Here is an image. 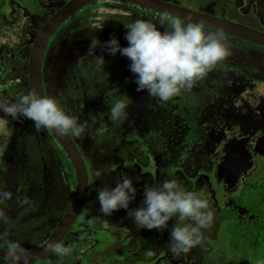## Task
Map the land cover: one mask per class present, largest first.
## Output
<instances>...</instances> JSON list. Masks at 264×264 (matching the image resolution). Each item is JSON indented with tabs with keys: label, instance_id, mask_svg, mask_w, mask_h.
Returning <instances> with one entry per match:
<instances>
[{
	"label": "flooded vegetation",
	"instance_id": "obj_1",
	"mask_svg": "<svg viewBox=\"0 0 264 264\" xmlns=\"http://www.w3.org/2000/svg\"><path fill=\"white\" fill-rule=\"evenodd\" d=\"M71 1L34 0L32 7L13 5L12 1L4 8V5L0 6V12L4 10L11 20V13L16 9L28 15L31 31L30 35L25 33L21 37L18 52L14 48H0V102L11 103L19 95L33 92L30 62L35 44L50 19ZM162 1L264 32V0ZM107 6L108 11L104 12ZM91 9H94L96 18L88 23ZM168 17L131 2L96 0L69 16L54 30L43 65L49 46L61 45L65 70L62 78L58 75L56 81L59 100L58 92L55 96L67 113L79 117L81 123L89 122V133L84 136L92 146L99 143V136L104 141L105 132L108 133L111 95L116 94V81L122 91L126 74L119 68L127 66V57L123 59L120 53L110 55L106 48L98 47L95 55H103L106 61L103 68L95 64L92 56L78 65V59L89 52V47L84 48L83 43L91 42V37H95L103 45L115 37L123 48L128 43L125 39L127 25L143 19L156 24L163 32L165 28L161 27L160 21ZM204 30L217 31L205 26ZM223 34L233 54L191 90L164 102L150 97L147 91H137L138 85L133 84L129 118L121 123L122 138L124 143L127 140L130 144L143 141L144 149L130 156L128 163L125 150L123 157L116 154L113 158L118 169L117 181L126 174L133 179L134 185H158L166 179H178L186 185H194L193 188L207 187L209 198H213L216 204L223 202V208L217 214L223 216L219 217L223 243L217 249L211 243L195 247L189 261L185 262L189 253L175 256L168 247L170 230L166 241V229L156 230L157 237L164 241L157 251L146 229H139L128 215L104 216L97 215V212L83 215L91 193L89 172L71 134L68 136L87 168L88 194L79 215L74 218L66 215L74 205L78 189L77 171L67 150L52 130L37 131L32 121L23 117L20 121L13 120L0 111V192L11 193L10 199L0 203V210L9 218L7 223L0 221V250L3 252L0 264H58V257L49 251L50 244L57 242L73 248L71 255L63 259V264H136L138 259L143 262L156 260V264H228L219 255L222 253L229 259L228 249L245 256L243 264H252L256 260L264 264V184L261 183L264 174L259 182H252L249 178L257 169V162H264V63L261 60L264 59V46ZM236 55H240L241 61ZM119 59L117 74H112L114 67L111 63ZM258 61L263 64L262 68H259ZM50 75L52 73L47 77ZM101 76L106 77L109 84L100 85ZM47 85H51L50 77L47 83L43 80L45 94L49 97ZM80 98L83 99L81 102ZM93 116L95 124L90 120ZM130 124L138 131V135H133L139 140H129L131 134L127 138L123 136V127L125 130ZM144 132L146 136H140ZM243 154H248L252 168L247 174H237L236 186L229 188L225 181L228 168L219 173V167L223 159L229 157V168L232 166L234 172L240 171ZM247 179L250 181L246 182ZM258 183H261L259 193L247 190ZM236 190L240 191L239 195H235ZM143 197L144 194L142 200ZM229 198L231 202L226 207L224 201ZM52 209H60L62 215L55 218H52L54 215H43ZM31 210L37 213L24 215ZM66 217L67 227L59 231ZM89 220L93 223L89 224ZM213 227L214 223L209 230L213 231ZM206 233L210 232L206 230ZM209 239L212 242L221 237ZM9 242L19 243L20 248L12 253ZM148 251L154 254L147 256Z\"/></svg>",
	"mask_w": 264,
	"mask_h": 264
},
{
	"label": "clouds",
	"instance_id": "obj_2",
	"mask_svg": "<svg viewBox=\"0 0 264 264\" xmlns=\"http://www.w3.org/2000/svg\"><path fill=\"white\" fill-rule=\"evenodd\" d=\"M160 23L165 28L163 32L156 24L143 19L127 25L125 39L128 47L122 48L115 37L103 45L91 37L88 54L79 58L77 64L92 56L95 64L103 68L106 63L103 55H95L98 47L106 48L113 56L120 53L131 61L129 70L137 77V91H147L150 97L167 102L194 88L232 55L230 44L220 31L206 32L203 24L182 22L171 17L162 18ZM115 91L119 93V89ZM131 103L126 94L115 95L108 118L114 123H123L129 118ZM0 111L13 120L20 121L23 117L32 121L37 131L54 130L60 135L82 138L90 127L88 121L81 123L77 116L67 113L56 98L40 97L34 92L21 94L11 103L0 102ZM90 120L95 124L94 116ZM136 195L133 179L124 174L115 187L97 189L100 212L111 216L125 209L139 229L148 230H165L169 221L175 219L168 243L175 256L200 245L203 230L211 227L214 221V211L203 193L186 191L178 179H166L158 185L145 184L141 206L130 208ZM10 198L11 193L0 192V203ZM8 219L0 210V221L7 223ZM92 223L89 220V224ZM8 247L15 253L20 245L9 242ZM49 251L58 257V264H63V259L71 255L73 248L57 242L50 244ZM153 254L152 251L146 253L147 256Z\"/></svg>",
	"mask_w": 264,
	"mask_h": 264
},
{
	"label": "rangeland",
	"instance_id": "obj_3",
	"mask_svg": "<svg viewBox=\"0 0 264 264\" xmlns=\"http://www.w3.org/2000/svg\"><path fill=\"white\" fill-rule=\"evenodd\" d=\"M12 1L14 2L13 5L28 6V7H32V5H34V3H35L34 0H0V6L4 5L3 6V8H4L5 4H7V2L11 4ZM105 8L106 9L104 12H107L108 6ZM93 12H94V9L93 10L91 9L90 17L87 19L88 23L91 19L96 18L94 16ZM11 14L13 15L12 20L9 18L10 15L9 14L7 15L4 10L2 12H0V26L2 27V28H0V30H1L0 48L1 49L6 48V47H9L10 49L14 48L16 50V52H18L19 49H21L20 44H19L21 37H23V35L25 33H28V35H30L29 34L31 32L30 28H29L30 21H28V18H27V17H29L28 15L25 16V14L23 12H20L17 9L15 12H12ZM86 35H87V33H86ZM90 36H92L91 33H90ZM83 46H84V48L90 47V42L83 43ZM120 46L122 47V45H120ZM128 46H129L128 43H126L125 47H128ZM61 47H62L61 45L60 46L59 45L56 46L55 44L50 45L49 50H48L47 55H46V58L48 57V62L46 61V58H45V62L43 65V73H45L43 80H45V83H47V80L50 77L51 85H49V86L47 85V88H48L47 91L49 92V94H48L49 97H53V98H56L55 92H58L57 86H56V81L58 80V75L61 79L63 72L65 70V63L62 62V57L60 55ZM97 52H98V50L96 49L95 53H97ZM61 53H62V51H61ZM117 54H119V53H117ZM122 57H123V59L125 58L124 56H122ZM236 57H237L238 61H241L240 55H236ZM120 60L121 59H119L118 61L116 60L114 63L113 62L111 63L112 66L114 67L112 69V74H117V71H118L117 68L120 66ZM261 60L264 63L263 57ZM53 61H54V63H53ZM258 62H259V68H262L263 64L260 61H258ZM50 63H53V64L51 65ZM130 64H131V61L127 58V66L122 67V69H121V67L119 68L120 72H123L124 74H126V77H125L124 82L122 83V91H120L119 84L116 81V85H114L115 89L116 88L119 89V91L121 93H119V94L118 93L114 94V92L112 93L110 106L113 103L115 95L126 94L129 97V99L132 97L133 89L135 88V87H133V84H135L137 77L129 70ZM51 68H53V69L51 70ZM115 68H116V70H115ZM49 73L50 74L52 73V75L47 77V75ZM54 73L57 75V77H55V79H54ZM116 76L117 75H115L114 77H116ZM106 79H107L106 77L101 76L99 79L100 85L103 83H104V85L107 83L109 84V80L106 81ZM59 95H60V93L58 92V100H59ZM85 97H86V95L83 94V98H85ZM82 100L83 99L80 98V102ZM59 102L62 106V102L61 101H59ZM72 115H74V114H72ZM79 120H81V119L79 118ZM121 127H122L121 123H114L111 121L110 125L108 126V133L105 132V140L104 141L101 140L102 137L99 136L100 141L95 146H92V143H90V144L88 143L89 140H88L87 136H83L82 138H77L75 136L73 137L74 141H76V144L79 147V149H80V151H81V153H82V155L86 161V165H87L88 172H89V183L91 186V188H90L91 193H90V197H89L88 208L85 209V213L83 215H90L94 212H97V215H103V213L100 212L101 206H100V203H99L98 198H97V189L105 187V186L115 187V184L117 182L116 174H117L118 169L116 166V162L113 159L114 156L116 154H119L121 157H123V155H124L123 152L125 150L126 157H128L127 158V163H128L130 156H135L137 153H140L141 149H144V146H143L144 142L143 141L134 142L133 144H130L125 139L126 142L124 143V140L122 138V128ZM123 131H124L123 136L125 138H127L130 134L131 135H133V134L138 135V131L134 130L132 124L128 125V127L125 130L123 127ZM87 133H89V132L87 131ZM131 135L129 137V140H137V139L139 140L138 136H135V135L131 136ZM140 136L145 137L146 136L145 132L143 134H140ZM101 141H103V142L101 143ZM121 144H122V146H121ZM123 145H124V147H123ZM121 147H123V148H121ZM124 159L126 160V158H124ZM257 163H258L257 169L255 170V172H252L251 175L249 176V178L251 179L252 182H259L261 180L263 174H264V162L258 161ZM94 165L96 166L95 167L96 173L93 176V166ZM115 179H116V182H115ZM248 181H250V180L247 179L246 182H248ZM180 182L186 191L202 192L204 198L209 201V206L214 211V221H213L214 227L212 228L214 230L210 231L209 228L203 230V239H202V242L200 245H206V244L211 243V245L214 246V249H217L218 246L223 243V235L224 234H223L222 225H221L222 220L219 219V217H223V216L217 215L218 212L221 211V209L223 208V202L216 204L215 201L212 200L213 198L212 199L209 198L208 197L209 190L205 186L204 187L202 186L200 188L195 186L193 188L192 186H194V185H192V184L186 185L185 182H182V181H180ZM94 183H95V186H94ZM261 183L264 184V177H263V180L261 181ZM261 183L260 184L258 183L254 187H249V188H247V190L251 191L252 193H256V192L259 193V189H261ZM214 185H216V184L214 183ZM243 185H244L243 189H245L247 184L245 183ZM134 187H136V189H137V195H136V199L134 201H132V203L129 205V207L130 208H139L142 204V201H143L142 196L144 194V185L136 184V185H134ZM93 188L95 189V194H93ZM239 194H240V191L236 190L235 195H239ZM217 199H221V197L217 196ZM133 202H135V203H133ZM230 202H231L230 198L225 200L224 206L228 207ZM263 205H264V203H263ZM124 212H126V213H124ZM26 213H24V215H34L37 213V211L31 210L30 212H26ZM116 214L117 215H128L127 210H125V209H120L119 211L114 212L112 215H116ZM43 215H54L52 218H55L58 215H62V212L60 209H54V210L52 209L45 214L43 213ZM124 218L125 217H123V219ZM174 223H176L175 219L173 221H169V226L166 229V232L164 234V239H165L164 241H166L167 237H168L167 231L172 230V226ZM215 227H218V228L215 230ZM206 230H208L210 232L208 235L206 233ZM170 231H169V233H171ZM146 234H147L148 238L153 239L154 250L159 251L161 249L162 243L164 241H162L161 239H159L157 237L156 230L155 229H153V230L146 229ZM217 236L221 237V239H218L217 241L212 240V242H210V239L207 240L208 237H211V239H214ZM200 245L196 246V248H198ZM192 253H193V248L191 250H189L187 253H182V254H188V256L185 258V262L189 261V258H190ZM182 254H180V255H182ZM226 254L229 257V259L227 257H224L222 253H220L219 255L222 256L224 258V260H227L228 264H243L245 256L242 257L241 255H236V254L232 253L229 249L227 250ZM246 255H247V251H246ZM138 260L139 261L136 264H156V260L149 261V262H143L140 259H138ZM262 262L263 261L260 262L259 260L258 261L256 260L252 264H261Z\"/></svg>",
	"mask_w": 264,
	"mask_h": 264
},
{
	"label": "water",
	"instance_id": "obj_4",
	"mask_svg": "<svg viewBox=\"0 0 264 264\" xmlns=\"http://www.w3.org/2000/svg\"><path fill=\"white\" fill-rule=\"evenodd\" d=\"M96 0H72L63 10H61L56 16L52 17L47 25L43 28L38 40L33 49V54L31 56L30 62V79L31 87L33 92L40 97H45V91L43 87V60L45 52L47 49L48 42L52 36L56 27L66 20L69 16L74 14L76 11L86 6L90 2ZM122 2H131L136 5L141 6L143 9H150L158 12L161 15L170 16L172 18H178L184 22H191L195 24H203L205 27H211L214 30L239 37L244 40L251 41L253 43L264 46V32H260L254 28L235 23L228 19H224L215 15H210L207 13L198 12L189 8H185L181 5L162 1V0H120ZM55 137L63 144L71 159L74 162L77 175H78V189L77 198L74 202L73 207L68 211L66 215H79L82 211L86 196L88 194V175L85 161L78 149L68 136L60 135L56 131L52 130ZM242 169L240 171H235L234 167H230L231 159L225 157L219 167V173L225 169L227 170V175H225V181L229 184V188H234L237 184V174L240 175L247 174L252 168V163L248 158V154H243L241 156ZM224 176V175H223ZM221 176V177H223ZM236 177V178H235ZM67 216V217H68ZM67 217L66 220L62 222L61 229L63 231L67 227ZM3 257V252L0 250V258Z\"/></svg>",
	"mask_w": 264,
	"mask_h": 264
}]
</instances>
